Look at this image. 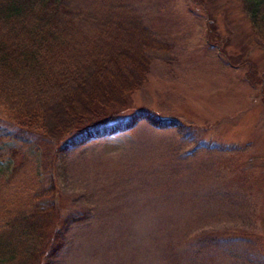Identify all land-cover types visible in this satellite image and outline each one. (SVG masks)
Instances as JSON below:
<instances>
[{"label":"rangeland","instance_id":"obj_1","mask_svg":"<svg viewBox=\"0 0 264 264\" xmlns=\"http://www.w3.org/2000/svg\"><path fill=\"white\" fill-rule=\"evenodd\" d=\"M128 2L172 54L116 120L178 123L58 153L68 222L51 264H264V42L243 0Z\"/></svg>","mask_w":264,"mask_h":264},{"label":"trees","instance_id":"obj_2","mask_svg":"<svg viewBox=\"0 0 264 264\" xmlns=\"http://www.w3.org/2000/svg\"><path fill=\"white\" fill-rule=\"evenodd\" d=\"M243 2L264 42V0ZM171 54L128 0H0V264H51L63 250L59 152L141 118L178 123L143 110L116 120L153 61ZM28 166L36 175L19 180Z\"/></svg>","mask_w":264,"mask_h":264}]
</instances>
